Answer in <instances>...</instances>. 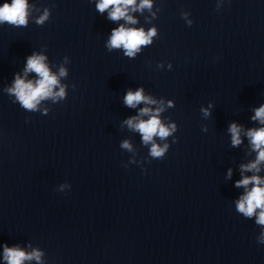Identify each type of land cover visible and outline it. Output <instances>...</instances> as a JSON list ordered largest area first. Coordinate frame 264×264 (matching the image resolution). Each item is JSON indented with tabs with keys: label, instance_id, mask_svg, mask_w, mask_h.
Instances as JSON below:
<instances>
[{
	"label": "clouds",
	"instance_id": "1",
	"mask_svg": "<svg viewBox=\"0 0 264 264\" xmlns=\"http://www.w3.org/2000/svg\"><path fill=\"white\" fill-rule=\"evenodd\" d=\"M34 5L30 6L28 0H11L8 3L7 0L3 4H0V25L8 24L15 27H26L29 23V17L32 15ZM152 0H140L137 5V0H98L96 3V10L100 14L108 13L107 18L111 21H119L123 19L125 24L135 25L138 21L130 15L131 12L143 11L148 9L151 11ZM155 15V13H153ZM182 18L187 19L188 13H181ZM50 13L46 8L42 15L35 18L37 25H43L49 19ZM125 24H121L118 28H113L111 35L106 44V48L109 52L113 49H123L124 55L127 57H135L138 52L141 51L142 46H148L152 44L153 37L157 35V29L155 27L150 28L147 32L143 28L126 27ZM191 26L192 21H188ZM46 56L33 52L26 59V65L24 68V75L16 74L15 79L11 87L6 89L9 95L15 97L14 102H18L23 109L29 111H37L38 105L41 101L51 99L53 102L57 100H63L66 96L67 85H61L59 77H66L68 71L65 67L61 66L59 74H54L50 71L48 64L45 62ZM65 63H68V57H64ZM163 67V64L158 65ZM169 69L172 68L171 63L168 65ZM35 73L37 79L28 80L27 74ZM59 87V91L55 89ZM75 89V85L72 86ZM144 103L146 106L139 110L137 116L130 117L124 121V124L129 129L135 130L141 134L143 144H151L150 156L152 158L163 159L165 153L169 149V145L165 143L160 146L155 142L156 137L160 140H165L177 130L175 123L165 125L162 123L160 114L165 111L164 102L157 101L151 96L144 95V89L138 88L133 91L129 89L124 96V104L129 108H136L137 105ZM149 105H158L156 108L149 107ZM173 101L169 100L167 107H172ZM212 105L209 107H201V112L205 118L210 117ZM47 112V110H45ZM253 121H258L259 128H251L244 130L243 127L235 122L231 123L228 127V132L231 134V146L238 147L242 144L241 133L248 138L252 151L256 152L255 160L242 164L240 166L242 178L236 181V187H244L245 194H243L236 201V210L243 214L246 218L256 216V224L264 226V178L260 177L256 173L260 172V166L264 163V105L254 109ZM147 116L148 119H142ZM206 131V127L202 128ZM177 138L173 139L175 143ZM124 149L132 150L131 144L126 140L121 144ZM244 172H253L252 176H244ZM232 170H228V178L231 177ZM249 185L251 187L249 188ZM66 185H61L58 191L63 192ZM257 209L259 212L257 213ZM257 241L260 244H264V229H262L260 236L257 237ZM43 254L39 250H33L31 253L25 252L19 247H8L4 245V260L7 264H24L25 261H31L33 259L40 261Z\"/></svg>",
	"mask_w": 264,
	"mask_h": 264
}]
</instances>
